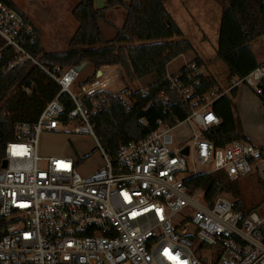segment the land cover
<instances>
[{
	"label": "built area",
	"instance_id": "built-area-1",
	"mask_svg": "<svg viewBox=\"0 0 264 264\" xmlns=\"http://www.w3.org/2000/svg\"><path fill=\"white\" fill-rule=\"evenodd\" d=\"M31 31L24 17L0 0V74L29 62L60 88L35 124L15 126L5 144L0 264H264V215L239 209L240 199L225 193L208 207L205 192L185 184L200 174L222 172L230 182L254 174L264 191V148L240 140L217 148L204 137L220 123L212 105L221 96L245 86L264 98V62L246 77L229 80L226 88L192 99L190 114L178 123L189 127L190 136L179 138L176 146L172 128L158 121L153 133L120 144L112 158L98 143L83 101L87 98L97 112L92 96L121 78L100 71L74 92L81 70L40 65L24 48ZM261 44L264 48V36ZM183 67L193 70L186 78L194 83L210 76L204 66L185 62ZM166 79L181 100L191 97V89L168 72ZM62 95L73 104L66 124ZM120 98L128 103V94ZM77 122L84 127H74L73 134L91 136L103 158V165L88 176L80 174L71 157L38 154L41 133H60L59 127ZM185 148L187 155L182 154Z\"/></svg>",
	"mask_w": 264,
	"mask_h": 264
},
{
	"label": "trees",
	"instance_id": "trees-1",
	"mask_svg": "<svg viewBox=\"0 0 264 264\" xmlns=\"http://www.w3.org/2000/svg\"><path fill=\"white\" fill-rule=\"evenodd\" d=\"M5 1L31 26L32 31L24 38V48L43 67L65 69L86 63L96 72L100 66L120 65L130 83L147 77L153 79L145 92L128 91V103L122 102L121 94L95 93L92 99L98 104L97 112H92V104L84 99L98 143L112 158L117 156L120 144L138 142L153 133L158 121L174 128L190 114L188 104L192 99L219 88L212 76L200 77L197 83L188 80L186 75L193 70L186 67L171 78L190 88L191 97L185 102L176 89L171 88L170 80L166 79L167 66L179 56L192 52L193 46L187 40L173 41L184 34L165 7L168 0H130L128 4L124 0H104L100 10L94 8V0H79L71 10L77 28L69 40V49L60 53H44L39 30L10 0ZM217 1L221 15L214 60L225 65L227 83L235 77H246L260 65L252 52V43L264 36V0ZM118 8L125 12L123 25L116 29L113 39L106 42L99 21L107 11ZM189 65L198 69L203 63L196 59ZM92 77L78 87L84 86ZM59 91L57 83L29 62L0 74V168L5 164L3 150L13 138L15 126L35 124L45 104ZM236 92L237 89L232 90L230 97L221 96L212 105V112L220 123L205 132L204 137L217 148L234 140L247 142L233 104ZM259 99L264 109V98ZM60 100L65 106L66 114L62 120L66 124L73 104L67 95H62ZM148 105L151 107L146 110ZM185 184L191 191L202 189L208 207L220 193L239 197L236 183L228 181L222 172L200 174L189 178ZM238 208L243 209L240 200ZM4 225L5 221L0 217V238Z\"/></svg>",
	"mask_w": 264,
	"mask_h": 264
},
{
	"label": "rangeland",
	"instance_id": "rangeland-1",
	"mask_svg": "<svg viewBox=\"0 0 264 264\" xmlns=\"http://www.w3.org/2000/svg\"><path fill=\"white\" fill-rule=\"evenodd\" d=\"M10 1L39 30L41 48L44 53H60L69 49V40L77 28V23L71 16V10L79 0ZM167 4L169 13L184 34V37L174 38L173 41H189L196 54L203 59V66L208 70L209 75L218 80L219 83H217L220 88H226L227 69L223 63L214 60L221 10L220 2L217 0H180L179 2L173 0ZM109 16L110 14L105 15L99 21L106 42L111 41L116 33L117 28L113 26V23L116 26L121 25L118 18L111 23ZM194 51L190 52L186 58L195 57ZM252 52L257 63L264 62V48L261 44V38L252 43ZM183 61L185 60L182 58L173 60L168 65V74L172 75L171 73L174 72L177 74L183 67ZM190 63L187 62V64ZM105 72L111 78H120L112 69H107ZM93 73L94 70L91 66L82 70L76 82V88H72L74 92L79 91L78 86L87 78L92 77ZM151 82L130 83L126 75L124 77L121 75V81L116 82L107 91L126 96L128 91L145 92ZM240 92L242 96L239 99H234V104L243 134L249 133L264 142V109L260 99L249 87H239ZM162 94L160 93V96ZM78 126L84 127V124L77 122L74 125L71 123L69 126H61L59 127L60 133H41L38 137V154L41 157H71L76 163H79L80 174L88 176L103 165V158L91 136L73 134L74 127ZM170 135L173 138L174 146H176L179 138L190 136L189 127L186 124H178L171 129ZM81 159L84 160L80 161ZM193 164L196 167L199 166L196 161ZM235 183L239 190L238 198L243 209L255 211L258 215L263 216L264 191L259 186L256 176L252 174L240 177ZM199 201L201 202L200 197Z\"/></svg>",
	"mask_w": 264,
	"mask_h": 264
},
{
	"label": "crops",
	"instance_id": "crops-1",
	"mask_svg": "<svg viewBox=\"0 0 264 264\" xmlns=\"http://www.w3.org/2000/svg\"><path fill=\"white\" fill-rule=\"evenodd\" d=\"M169 1H173V0H168V1H166L165 2V7L167 8V10H169V8H168V2ZM176 2H179L180 0H175ZM128 2H130V0H124V3L125 4H127ZM104 7V0H94V8L96 9V10H100V9H102ZM108 14H110V21H111V23L116 19V18H118V19H120V23L119 24H121L120 26L118 25V26H116V25H114V23H113V26H115L116 28H120L122 25H123V22H124V18H125V12H124V10L122 9V8H118V9H112V10H109V11H107L106 13H105V15H108ZM104 15V16H105ZM220 15H221V10H220ZM219 21H220V17H219ZM200 22V21H199ZM33 24V23H32ZM196 25H197V23H196ZM219 25V24H218ZM34 26V25H33ZM217 36H218V34H217ZM193 51H194V49H193ZM195 52V51H194ZM189 54V53H188ZM188 54H185V55H181V56H179L178 58H182V59H184L185 61H183V64L186 62H193L194 60H196V59H199L200 61H202V63L204 62L203 61V59L200 57V56H198L197 54H196V52H195V57H188V58H186L187 57V55ZM175 60V59H174ZM87 66H89L88 64H84V67L81 69V71L82 70H84ZM107 66V67H106ZM167 68H168V66H167ZM107 69H112L113 71H115V74H116V76H118V77H120L121 78V75L124 77V75H125V72H124V70L122 69V67L120 66V65H114V66H110V65H105V66H100V67H98V69L96 70V72L94 71V73L95 74H98L100 71L101 72H105ZM181 70V69H180ZM179 70V71H180ZM167 72H168V69H167ZM171 74H175V72L174 73H171ZM213 75V74H212ZM216 79V78H215ZM217 80V79H216ZM144 81H152L149 85H151L152 83H153V79L151 78V77H147V78H145V79H143V80H139V81H137V83H140V82H144ZM217 82H218V80H217ZM136 83V82H135ZM219 83V82H218ZM148 85V86H149ZM147 86V87H148ZM241 96H242V93L240 92L239 93V88L237 89V92H236V96H235V98L234 99H239V98H241ZM234 99H233V104H234ZM234 106H235V104H234ZM244 136H245V138L247 139V142H249V143H251V144H253V145H255V146H258V147H260V148H264V142L261 140V139H259L258 137H255V136H253V135H250L249 133H246V135L244 134ZM100 168V167H99ZM98 168V169H99Z\"/></svg>",
	"mask_w": 264,
	"mask_h": 264
},
{
	"label": "water",
	"instance_id": "water-1",
	"mask_svg": "<svg viewBox=\"0 0 264 264\" xmlns=\"http://www.w3.org/2000/svg\"><path fill=\"white\" fill-rule=\"evenodd\" d=\"M84 64H85V63L81 64L79 67H76V69H77L78 71H80V70L84 67ZM97 75L100 76L101 73L99 72ZM187 153H188V149L185 148V149L182 151V154H183V155H187ZM3 166H4V165H3Z\"/></svg>",
	"mask_w": 264,
	"mask_h": 264
},
{
	"label": "bare ground",
	"instance_id": "bare-ground-1",
	"mask_svg": "<svg viewBox=\"0 0 264 264\" xmlns=\"http://www.w3.org/2000/svg\"><path fill=\"white\" fill-rule=\"evenodd\" d=\"M263 98V97H262Z\"/></svg>",
	"mask_w": 264,
	"mask_h": 264
}]
</instances>
